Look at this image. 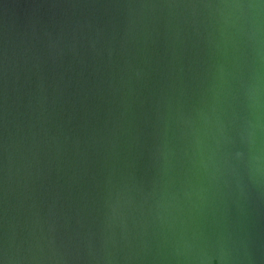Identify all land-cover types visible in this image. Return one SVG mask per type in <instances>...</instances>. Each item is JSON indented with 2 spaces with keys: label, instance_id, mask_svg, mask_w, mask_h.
Instances as JSON below:
<instances>
[{
  "label": "water",
  "instance_id": "95a60500",
  "mask_svg": "<svg viewBox=\"0 0 264 264\" xmlns=\"http://www.w3.org/2000/svg\"><path fill=\"white\" fill-rule=\"evenodd\" d=\"M0 264H264V0H0Z\"/></svg>",
  "mask_w": 264,
  "mask_h": 264
}]
</instances>
